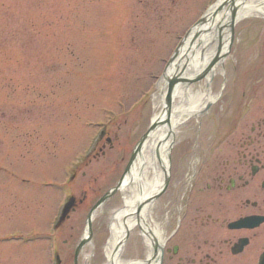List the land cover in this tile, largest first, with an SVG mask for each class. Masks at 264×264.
<instances>
[{
    "label": "rangeland",
    "instance_id": "1",
    "mask_svg": "<svg viewBox=\"0 0 264 264\" xmlns=\"http://www.w3.org/2000/svg\"><path fill=\"white\" fill-rule=\"evenodd\" d=\"M216 1L0 0V236L18 235L0 242V264H50L53 246L60 249L59 264H74L89 210L115 186L153 123L157 90L146 96L154 77L185 31ZM233 34L224 77L213 78L210 86L219 99L199 122L185 124L169 153L175 173L181 155L195 146L196 126L228 114L240 95L238 77L248 75L252 42H264V19L240 20ZM108 116V134L65 187V169ZM64 191L74 201L52 234L48 224ZM168 195L169 183L153 203L159 219ZM122 200L117 192L96 212L91 241L76 264H105L109 223ZM29 228L39 234L30 236ZM138 233L130 232L123 244V260L145 258Z\"/></svg>",
    "mask_w": 264,
    "mask_h": 264
},
{
    "label": "flooded vegetation",
    "instance_id": "2",
    "mask_svg": "<svg viewBox=\"0 0 264 264\" xmlns=\"http://www.w3.org/2000/svg\"><path fill=\"white\" fill-rule=\"evenodd\" d=\"M252 43L234 105L202 120L170 169L152 264H264V42Z\"/></svg>",
    "mask_w": 264,
    "mask_h": 264
},
{
    "label": "bare ground",
    "instance_id": "3",
    "mask_svg": "<svg viewBox=\"0 0 264 264\" xmlns=\"http://www.w3.org/2000/svg\"><path fill=\"white\" fill-rule=\"evenodd\" d=\"M225 2L226 0H217L214 9L212 7L209 10L207 19L200 26L201 34L197 37L195 34L188 37L189 42L182 47L168 68L166 79L176 76L180 79H189L191 83L175 86L168 111L165 101L166 82L158 86L157 92L151 98L157 99L152 122L162 127L147 135L129 173L123 179L120 190L123 197L122 207L115 211L109 223L110 235L104 247L105 264H148L146 260L129 262L121 258V248L130 232L136 228L146 248L148 262H154L149 253L157 250L162 240L163 224L157 219L156 207L153 204L155 200H150L162 188L164 173L170 165L169 153L176 144L180 132L185 130V124L190 119L198 122L207 114V108L220 97L219 94H211L210 86L213 78L224 77L223 59L233 44L229 40L231 35H228V29L224 31V27L231 19L230 9L224 6L218 10L219 5ZM234 7L235 23L250 17L264 19V0H235ZM218 37H221L220 48L218 45L216 48H208L210 42H214L216 38L218 40ZM217 50L220 52L217 53ZM218 56L220 58L216 59ZM200 75L202 78L198 79ZM107 134L108 131L89 158L94 155ZM64 217L65 215L63 219Z\"/></svg>",
    "mask_w": 264,
    "mask_h": 264
},
{
    "label": "water",
    "instance_id": "4",
    "mask_svg": "<svg viewBox=\"0 0 264 264\" xmlns=\"http://www.w3.org/2000/svg\"><path fill=\"white\" fill-rule=\"evenodd\" d=\"M234 2L235 0H226L225 3L219 5L218 7V10L220 11L222 8H224V6H226V9H230V22L227 24V27H228V32L229 34L231 35V38L229 39L230 42L232 43L233 41V29H234V26H235V22H234V16H235V7H234ZM233 7V8H232ZM205 22L204 21H200L198 22L194 28H192L184 37L183 39V42L179 45V48L182 47L188 43V37L192 34H195V37H197L199 34H201V29H200V26ZM188 41V42H187ZM218 46L220 48V45H221V37H218ZM179 48L176 50L175 52V57L174 59L176 58V56L178 55V53L181 51H179ZM230 49V48H229ZM220 52L217 50V53ZM220 57L218 56V58L216 59H219ZM174 59H171L168 63V66L171 65L172 61ZM202 78V75L199 76L198 79H201ZM165 82H166V86H167V93H166V97H165V101H166V111H168L169 109V104H170V100H171V96H172V92L175 88V86L177 85H180V84H183V85H188L191 83V81L189 79H180L176 76H172L168 79L165 78ZM197 80V79H196ZM157 126L156 123H152V125H150L149 129L147 130V132L138 140V142L136 143L135 145V148L133 149L132 153H131V156H130V159H129V162L126 166V169L123 173V175L121 176V178L118 180V182L116 183V185L114 187H112L111 189H109L104 195H102L98 200L97 202L91 207V209L89 210L87 216H86V221H85V232L83 234V237L81 238L79 244L77 245L76 249H75V254H74V264L77 263V257H78V254L80 252V250L88 243L90 242L91 240V237H92V222H93V219H94V215L95 213L113 196L115 195L117 192H120L121 190V186H122V182H123V179L124 177L127 175V173H129V170H130V167L135 159V157L137 156V154L139 153L141 147H142V144L145 140V138L147 137V135ZM168 181H169V169H167V171L164 173V181H163V185H162V188L158 191V193L150 200H155L158 195L162 194L165 189L167 188V185H168ZM144 204V203H143ZM142 205V204H141ZM138 209H140V206L138 207ZM156 251V250H155ZM156 256V254H155ZM154 256V257H155ZM150 264V263H149Z\"/></svg>",
    "mask_w": 264,
    "mask_h": 264
}]
</instances>
